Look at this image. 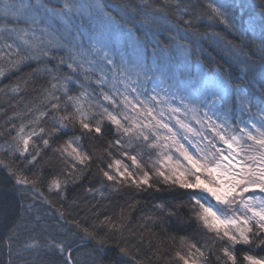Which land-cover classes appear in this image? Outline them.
I'll list each match as a JSON object with an SVG mask.
<instances>
[{
  "label": "snow or ice",
  "instance_id": "snow-or-ice-1",
  "mask_svg": "<svg viewBox=\"0 0 264 264\" xmlns=\"http://www.w3.org/2000/svg\"><path fill=\"white\" fill-rule=\"evenodd\" d=\"M206 42L235 76L205 69ZM0 172L18 196L5 264H105L113 247L109 264H264V0H0ZM174 188L199 240L165 202L136 228L135 202L99 224L69 202Z\"/></svg>",
  "mask_w": 264,
  "mask_h": 264
},
{
  "label": "trees",
  "instance_id": "trees-1",
  "mask_svg": "<svg viewBox=\"0 0 264 264\" xmlns=\"http://www.w3.org/2000/svg\"><path fill=\"white\" fill-rule=\"evenodd\" d=\"M249 2H252V0H249ZM255 2L259 3V0H255ZM217 30L219 31V29ZM199 59L200 62L205 66V69H207L208 67L217 68L225 75L231 74L232 76H235L237 72L235 65L230 66L231 62L228 59L226 53L210 42H206L203 45V51L200 54ZM9 114H11V110H9ZM99 147L100 146L97 145L96 148L92 149V151L96 152V155H99V152L96 151V149H98ZM47 175L48 173L46 170L45 176ZM91 185H94L96 187L99 186L94 180L91 181ZM85 186H89L88 181L85 182ZM75 196H79L82 201H90L89 207H92V210L98 213V216L89 215V224H92L94 222L96 224H99V221H103L105 216H118L122 207H125L127 203L135 202L136 207L134 209L128 210L127 212V215L130 218L126 221V223L131 228H136V226L141 222V218L146 213L151 214L154 205L165 202L170 207L178 209V216L171 218V225L173 226V229L179 235H189L194 239H200L197 233L188 224V222L181 219L188 214V208L186 206L187 195L183 192V190H180L178 188L168 189L161 192H136L134 190L124 189L119 193H113L107 199H101L99 196L93 199L89 194L84 193L82 189H78L75 192L70 191L69 202ZM17 201L18 196L14 191L10 180L6 179L3 172H0V209L11 212L17 204ZM80 207H83V203L80 204ZM100 230L103 231V229ZM167 247L170 252L174 253L176 250L181 249L182 246L180 244L179 238H177L175 242L169 241ZM218 247L219 245H217V248ZM237 251L239 255L244 251H247V248L243 246H237ZM255 251L259 254L264 255V252L259 249H256ZM104 256L105 264H109V261L113 260V258L116 257L115 248L113 247L111 249H106ZM6 259V254H0V264H5ZM160 264H165V262L161 261ZM173 264H180V262L175 261L173 262Z\"/></svg>",
  "mask_w": 264,
  "mask_h": 264
},
{
  "label": "rangeland",
  "instance_id": "rangeland-1",
  "mask_svg": "<svg viewBox=\"0 0 264 264\" xmlns=\"http://www.w3.org/2000/svg\"><path fill=\"white\" fill-rule=\"evenodd\" d=\"M128 163H130V161H127Z\"/></svg>",
  "mask_w": 264,
  "mask_h": 264
}]
</instances>
